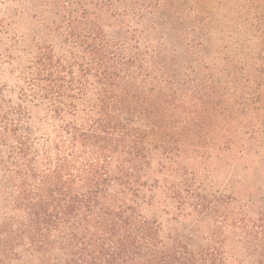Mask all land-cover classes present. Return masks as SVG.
<instances>
[{"label": "trees", "instance_id": "16d2710c", "mask_svg": "<svg viewBox=\"0 0 264 264\" xmlns=\"http://www.w3.org/2000/svg\"><path fill=\"white\" fill-rule=\"evenodd\" d=\"M0 264H264V0H0Z\"/></svg>", "mask_w": 264, "mask_h": 264}, {"label": "rangeland", "instance_id": "374dc122", "mask_svg": "<svg viewBox=\"0 0 264 264\" xmlns=\"http://www.w3.org/2000/svg\"><path fill=\"white\" fill-rule=\"evenodd\" d=\"M261 169H263V168H261Z\"/></svg>", "mask_w": 264, "mask_h": 264}]
</instances>
